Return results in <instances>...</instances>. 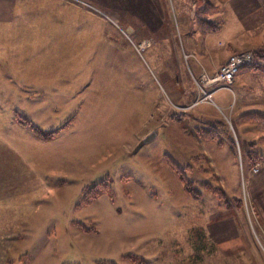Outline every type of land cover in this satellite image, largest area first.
<instances>
[{
	"label": "rangeland",
	"instance_id": "374dc122",
	"mask_svg": "<svg viewBox=\"0 0 264 264\" xmlns=\"http://www.w3.org/2000/svg\"><path fill=\"white\" fill-rule=\"evenodd\" d=\"M208 6L0 0V21L34 23L38 43L70 51L54 55L65 59L52 66L54 93L0 96V264H264L250 185L264 157L252 147L263 141L264 153V135L255 140L247 124L264 123V46L250 51L244 69L257 76L247 92L219 91L213 101L229 107L210 105L211 122L195 123L193 104L212 102L201 101L184 40L212 33ZM245 100L261 108L242 109ZM105 182L112 199L85 201Z\"/></svg>",
	"mask_w": 264,
	"mask_h": 264
},
{
	"label": "crops",
	"instance_id": "0c3cea01",
	"mask_svg": "<svg viewBox=\"0 0 264 264\" xmlns=\"http://www.w3.org/2000/svg\"><path fill=\"white\" fill-rule=\"evenodd\" d=\"M206 4L211 9L206 11L205 20L215 25L217 30L207 33L205 36L196 33L191 38H185V46L189 50L187 54H184V57L191 69L192 78L193 76L198 78L202 71L213 76L229 55L254 51L258 47L264 46V0H206ZM33 25L36 26L34 23ZM33 25L13 19L0 21V96L2 98L7 94H17L15 88H18V93L22 91L36 94L54 93V89L51 87H54V83L57 84V82L53 79L55 77L53 75L55 72L52 71L53 63L55 64L58 60L65 62V59H57L54 55L56 52L59 54V52L69 53L70 51L68 47L55 48L45 44L46 42L38 43L42 42L43 35L32 32V30H37L32 27ZM64 45L70 44L65 42ZM41 53L42 56L37 58L36 56ZM48 62L50 64L47 67ZM256 76L248 69H241L231 87L234 86L240 93H246L247 89L251 87L249 84L253 83ZM22 77H29L28 82L23 81ZM71 78V75L67 76L68 80ZM21 85H27L30 88L23 90ZM72 90L73 92L77 91L74 87L70 89V92ZM222 90L230 89L218 90L213 96ZM199 97L200 95L197 98ZM197 101L193 104L195 108L193 119L198 125L211 122L210 105L220 110L229 107L220 97H216L215 102L212 97V103H197ZM241 104V108L245 107L248 111L261 108L246 100ZM172 124L174 125L173 129L176 128L177 125ZM247 124L248 126L254 125V128L258 129L254 134V136L257 135L255 140L264 135L262 133L264 123L253 121ZM163 125L166 129L171 127L169 124ZM181 130L183 129L181 128ZM262 144L263 141L255 142L252 147L253 153L264 156ZM212 151L210 143L209 148H206L204 152L212 153ZM229 151L231 153V150ZM260 159L263 161L261 172L250 179V185L253 188L252 198L256 210V224L264 236V157ZM5 249L6 247H1L0 250L5 254Z\"/></svg>",
	"mask_w": 264,
	"mask_h": 264
},
{
	"label": "built area",
	"instance_id": "2783aa9c",
	"mask_svg": "<svg viewBox=\"0 0 264 264\" xmlns=\"http://www.w3.org/2000/svg\"><path fill=\"white\" fill-rule=\"evenodd\" d=\"M254 63V55L252 52H241L229 55L225 62L218 68L213 76L202 72L196 82L198 88L203 93L201 101L212 102L213 94L221 89H230L236 75L241 69L247 68ZM259 164L251 167L250 173L257 174Z\"/></svg>",
	"mask_w": 264,
	"mask_h": 264
},
{
	"label": "trees",
	"instance_id": "16d2710c",
	"mask_svg": "<svg viewBox=\"0 0 264 264\" xmlns=\"http://www.w3.org/2000/svg\"><path fill=\"white\" fill-rule=\"evenodd\" d=\"M209 9H211L210 6L207 7V11H208ZM205 14H206V13H205ZM204 22L206 23V25H209V26H210V28L212 29V32H215V31L217 30L216 26L213 25L211 22H207L205 19H204ZM255 68H256V67H255ZM255 68H254V70H258V69H255ZM258 119L262 121V120H264V117H263V116H262V117L258 116ZM22 124H23V123H22ZM25 125H27V124H25ZM28 125H29V124H28ZM33 132H34L35 135H37V136L40 134L39 131H38V129H36V128H35V129L33 128ZM253 160H254V159H253ZM169 167L173 170V172H174L177 176H179V179H180L181 183L183 184V187H184L185 192H186L189 196H191L192 198H196V199H198V196H199L198 194H199V193H198L197 189H195V187H194L190 182H187V181H186V179H185L183 173H181V172L178 170V168H176L175 165H174L172 162H169ZM101 194H106V195H108L110 199L113 198V193L111 192L110 187L107 186V183H106V182H105V183H99V184L93 186V187L90 189V191L87 192V194H86L87 197H85V201H87V202H91V201L95 200L97 197H99Z\"/></svg>",
	"mask_w": 264,
	"mask_h": 264
},
{
	"label": "water",
	"instance_id": "95a60500",
	"mask_svg": "<svg viewBox=\"0 0 264 264\" xmlns=\"http://www.w3.org/2000/svg\"><path fill=\"white\" fill-rule=\"evenodd\" d=\"M159 128H155L154 130H152L150 133H148L137 145L136 149L134 150V152H136L139 148H141L143 145L151 142L153 139L156 138L157 136V132H158Z\"/></svg>",
	"mask_w": 264,
	"mask_h": 264
}]
</instances>
